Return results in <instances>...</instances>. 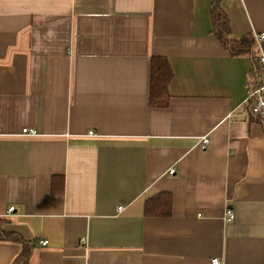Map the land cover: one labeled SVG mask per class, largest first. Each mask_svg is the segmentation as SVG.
Returning a JSON list of instances; mask_svg holds the SVG:
<instances>
[{
  "label": "crops",
  "instance_id": "obj_1",
  "mask_svg": "<svg viewBox=\"0 0 264 264\" xmlns=\"http://www.w3.org/2000/svg\"><path fill=\"white\" fill-rule=\"evenodd\" d=\"M210 3L0 0V217L35 241L29 264H264L251 64L213 37ZM221 6L231 37L264 34V0ZM151 56L167 108L149 106ZM162 192L170 214L146 215ZM19 251L0 242V264Z\"/></svg>",
  "mask_w": 264,
  "mask_h": 264
},
{
  "label": "trees",
  "instance_id": "obj_2",
  "mask_svg": "<svg viewBox=\"0 0 264 264\" xmlns=\"http://www.w3.org/2000/svg\"><path fill=\"white\" fill-rule=\"evenodd\" d=\"M221 3L222 0H211L210 3L211 34L230 56H248L251 64L249 78L251 80L254 79L250 86L252 90L258 82L260 74L254 37L251 35H243L238 39L231 37L229 19ZM171 80L172 71L167 59L163 56H151L149 73V106L151 108H167L169 106L171 96L168 87ZM251 105L252 102L250 101L247 108L249 118L261 124L264 132V121L255 119L252 116ZM60 183L63 189V178H60ZM144 208L146 215L168 216L171 209V195L166 192L158 193L145 201ZM6 223L7 219L0 217V242L13 243L20 246V251L11 264H29L35 248V241L25 240L17 232L3 229Z\"/></svg>",
  "mask_w": 264,
  "mask_h": 264
},
{
  "label": "built area",
  "instance_id": "obj_3",
  "mask_svg": "<svg viewBox=\"0 0 264 264\" xmlns=\"http://www.w3.org/2000/svg\"><path fill=\"white\" fill-rule=\"evenodd\" d=\"M264 40V34H261L259 36L255 37V43H256V48L260 51V42ZM261 52V51H260ZM258 63H259V69H260V74L258 77V82L255 85V87L251 90L250 86L248 85L249 88V93H248V100L249 102H252L251 105V112L252 116L255 119L264 121V53H260L258 55ZM249 104V103H248ZM34 130L33 129H22L21 135L22 136H33ZM88 136H94L95 134L92 131H89ZM201 148L205 149L209 143L207 138H202L201 139ZM175 170L172 168L168 172L169 175H173ZM124 207L119 205L117 206V211L121 212L123 211ZM14 210V207H10L7 211V214H10ZM234 218V214L232 211L228 210L226 212V220L231 221ZM41 245H46L47 241H40L39 242ZM211 264H220L218 259H212Z\"/></svg>",
  "mask_w": 264,
  "mask_h": 264
}]
</instances>
